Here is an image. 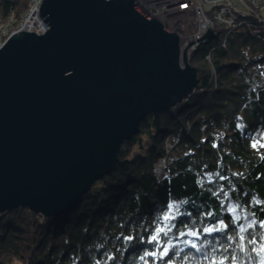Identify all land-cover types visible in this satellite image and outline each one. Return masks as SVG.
I'll return each mask as SVG.
<instances>
[{"label": "trees", "instance_id": "trees-1", "mask_svg": "<svg viewBox=\"0 0 264 264\" xmlns=\"http://www.w3.org/2000/svg\"><path fill=\"white\" fill-rule=\"evenodd\" d=\"M30 1L0 0V25L9 21L17 27ZM222 39L209 38L191 52L189 62L198 69L196 90L174 109L147 116L139 134L123 145L113 172L71 209L53 217L26 208L1 214L0 264H260L263 15L241 14L239 25ZM171 137L179 141L166 154ZM164 157L166 167L157 178L153 169ZM165 214L175 217L163 222L171 231L166 237L161 233L154 246L148 240ZM221 220L227 230L203 231ZM252 220L255 225L248 228ZM240 224L247 231L238 234ZM165 246L169 255L161 257Z\"/></svg>", "mask_w": 264, "mask_h": 264}, {"label": "water", "instance_id": "water-1", "mask_svg": "<svg viewBox=\"0 0 264 264\" xmlns=\"http://www.w3.org/2000/svg\"><path fill=\"white\" fill-rule=\"evenodd\" d=\"M48 26L0 49V216L71 209L111 174L150 114L183 103L198 69L137 0H43Z\"/></svg>", "mask_w": 264, "mask_h": 264}, {"label": "built area", "instance_id": "built-area-1", "mask_svg": "<svg viewBox=\"0 0 264 264\" xmlns=\"http://www.w3.org/2000/svg\"><path fill=\"white\" fill-rule=\"evenodd\" d=\"M42 2L43 0H31L28 11L17 27H12L9 21L0 25V49L11 35L22 31L42 35L47 31L48 26L39 14ZM137 4L149 16L159 20L164 27L168 26L171 18H174L177 32L184 33L178 34L182 48L204 37L210 28L214 34L212 38H224L229 30L239 25V16L243 13H254L256 16L262 14L264 21V0H223L221 3L209 2V0H137ZM207 39L195 42L188 49V54L190 55L201 42ZM221 42L225 47L226 40L222 39ZM178 141L177 137L166 140V154L172 152ZM165 167L166 158L164 157L156 163L153 172L156 176H161Z\"/></svg>", "mask_w": 264, "mask_h": 264}, {"label": "snow or ice", "instance_id": "snow-or-ice-1", "mask_svg": "<svg viewBox=\"0 0 264 264\" xmlns=\"http://www.w3.org/2000/svg\"><path fill=\"white\" fill-rule=\"evenodd\" d=\"M168 207H169V209H171L172 205H168ZM209 215H211V214L209 213ZM170 219H175V217L174 216L170 217L168 214H165L162 217V220L157 222V227L154 229L155 234L152 235L149 238L148 243L154 244V246H158L160 244V240L158 239L160 234L162 233L166 237L168 235L169 231H171V228L168 226V224L167 223H163V222L169 221ZM233 220H234V222H239L240 217H234ZM161 223H163V226H161ZM254 225H255V220H252L248 224L247 227L251 228ZM172 227H174V225ZM228 227H229L228 224H226L225 221L221 220V221H219V226L206 227V228L203 229V231L205 233L211 234L213 232L225 231V230H227ZM261 227H264V221H261ZM246 231H247V228L243 224H240L239 229H238V234L239 233H244ZM184 235H185L184 232L180 233V236H184ZM187 235H189V236H198L199 234L197 232H195V231H189L187 233ZM229 238L231 239V237H229ZM127 239L131 240L132 238L131 237H127ZM240 239L243 240V239H245V237L243 235H240ZM167 243H170V241H168ZM185 243L186 244H190L191 248L197 249V251L200 250L197 247V244L195 242L185 241ZM249 243H254V241L249 240ZM240 248H241V251H243V245H241ZM253 251H256V249H253ZM260 251H264V246L261 247ZM169 252H170V249L167 246H165L163 248L162 252L160 253V255H161V257H164V256L169 255ZM151 254L155 255L156 253L153 252ZM144 255L147 256V255H149V253L145 252ZM235 259L236 258L233 257V260H235ZM214 264H215V262H214ZM220 264H224V262L220 261ZM260 264H264V257H261Z\"/></svg>", "mask_w": 264, "mask_h": 264}, {"label": "bare ground", "instance_id": "bare-ground-1", "mask_svg": "<svg viewBox=\"0 0 264 264\" xmlns=\"http://www.w3.org/2000/svg\"><path fill=\"white\" fill-rule=\"evenodd\" d=\"M185 11V9L183 10V12ZM176 22V20L174 19V18H171L170 19V21H169V23L167 24L168 26H166L165 28L167 29V30H169V31H173L174 33L175 32H177V30H176V27H175V23ZM181 34V33H183V31H179V32H177V34ZM18 34V33H17ZM184 40V39H183Z\"/></svg>", "mask_w": 264, "mask_h": 264}, {"label": "rangeland", "instance_id": "rangeland-1", "mask_svg": "<svg viewBox=\"0 0 264 264\" xmlns=\"http://www.w3.org/2000/svg\"><path fill=\"white\" fill-rule=\"evenodd\" d=\"M214 1H218V2L221 3L223 0H209V2H214ZM188 31H190V30H188ZM172 32H173V31H172ZM175 33H176V32H175ZM182 34H184V33H182ZM11 36H13V35H11ZM11 36H10V37H11ZM182 36H183V35H182ZM10 37H9V38H10ZM9 38H8V39H9ZM154 175H155V173H154ZM155 176H156V175H155ZM156 177H157V178H160V175H159V176H156Z\"/></svg>", "mask_w": 264, "mask_h": 264}]
</instances>
